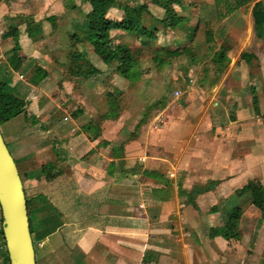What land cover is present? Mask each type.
Listing matches in <instances>:
<instances>
[{
  "label": "crops",
  "instance_id": "crops-1",
  "mask_svg": "<svg viewBox=\"0 0 264 264\" xmlns=\"http://www.w3.org/2000/svg\"><path fill=\"white\" fill-rule=\"evenodd\" d=\"M62 5L33 0L13 4L8 15L33 16L38 23L49 13L46 25ZM254 5L223 21H233L235 35L246 43L257 38ZM13 45L2 39V65L3 47L7 52ZM254 55L256 61L264 57L261 51ZM27 68L24 62L14 71L6 89L31 104L34 118L21 114L0 125V132L30 201L36 264H264V212L241 192L264 166L257 90L250 93L249 112L235 109L236 121L224 129L205 130L204 117L173 115L167 104L148 131L131 132L118 143L105 125L93 131L80 116L61 119L60 103L42 90L44 80L26 78L33 69ZM234 209L242 211L236 252L220 236ZM250 209L259 215L249 216ZM0 222L1 230V210ZM2 241L0 234V246ZM4 255L1 249L0 264Z\"/></svg>",
  "mask_w": 264,
  "mask_h": 264
},
{
  "label": "rangeland",
  "instance_id": "rangeland-1",
  "mask_svg": "<svg viewBox=\"0 0 264 264\" xmlns=\"http://www.w3.org/2000/svg\"><path fill=\"white\" fill-rule=\"evenodd\" d=\"M132 1L146 5L155 17L165 14L160 6L164 0ZM195 1L197 8L191 14L173 6L188 21L183 28L149 47H140L134 35L111 32L137 61L130 79L109 69L84 41L86 15L90 11L85 0H62V8L46 25L42 21H47L49 13L38 23L33 16L8 15L13 4L19 7L33 0H0V21L7 27L6 31L17 30L22 51L27 55V70L35 68L31 69L33 73L25 74L26 78L44 80L42 90L60 103L61 119L76 113L82 124L93 131H101L105 125V130L119 143L125 142L131 132L148 131L167 104L173 115L204 117V129L213 132L236 121L235 109L249 112L250 93L256 90L262 98L260 107L264 112V57L253 61L251 66L237 60L242 52L261 51L264 39L252 38L248 43L239 40L233 21L223 22L224 18L218 15L216 0ZM122 16L123 12L117 8L110 10L111 20L119 21ZM207 32L212 43L207 42ZM3 41L5 44L11 39L7 37ZM221 46L226 47L229 60L224 68L212 62ZM34 48L39 50L37 55H33ZM5 50L3 47V53L7 54L11 49ZM90 67L101 75L86 77ZM98 77L102 81L93 86L92 80ZM156 123H160V118ZM252 175L264 185V166L256 168ZM255 214L259 215L253 209L248 212L249 216Z\"/></svg>",
  "mask_w": 264,
  "mask_h": 264
},
{
  "label": "trees",
  "instance_id": "trees-1",
  "mask_svg": "<svg viewBox=\"0 0 264 264\" xmlns=\"http://www.w3.org/2000/svg\"><path fill=\"white\" fill-rule=\"evenodd\" d=\"M90 11L86 15L87 31L84 36V41L93 47L94 53L98 55L102 62L109 69L115 70L121 77L130 79L133 76V68L137 65L131 51L118 40L111 36V32L120 31L124 34H131L136 37V41L140 47H149L157 42L164 40L172 35L176 29H181L188 21V17L178 15L173 6H177L182 11L191 14L197 8L195 0H164L160 6L165 10L162 17H155L148 7L144 4H138L132 0H126L117 3L114 0H85ZM257 0H216V8L218 15L225 18L228 15L238 11L245 6L255 2L253 7L254 32L257 38H264V6L261 1ZM74 8V5H72ZM117 8L123 12V16L119 21H114L109 18L110 10ZM10 37L14 41L12 49L6 54V63L0 67V125L8 122L17 116L24 114L26 118L33 119L34 111L31 104H26L23 100L17 98L6 89V82L12 77L13 72L21 68L27 59L23 53L18 41V32L16 29L6 31L3 38ZM207 42L212 43L211 34L207 32ZM264 53V48L261 50ZM240 60L246 66H251L253 61H256L254 54L242 53ZM227 49L221 46L213 55L212 62L215 65L224 68L228 62ZM115 67H113V65ZM101 73L90 67L89 72L85 75L95 76ZM101 77L94 78L92 85L101 82ZM254 113L258 116L257 98L253 96ZM81 110V109H80ZM72 116L77 117L76 113ZM242 193H250L252 197V206L261 212H264V187L259 181H251L241 191ZM240 192V193H241ZM28 213L30 210V201L26 198ZM242 211L234 209L228 216L227 223L220 231V236L228 242V249L236 252L241 244L242 235L239 232V222ZM31 230V227H30ZM3 237V229L0 230ZM32 234V230H31ZM3 245L0 250L5 251L2 259V264H9L8 254Z\"/></svg>",
  "mask_w": 264,
  "mask_h": 264
},
{
  "label": "water",
  "instance_id": "water-1",
  "mask_svg": "<svg viewBox=\"0 0 264 264\" xmlns=\"http://www.w3.org/2000/svg\"><path fill=\"white\" fill-rule=\"evenodd\" d=\"M0 209L10 264H36L22 180L0 132Z\"/></svg>",
  "mask_w": 264,
  "mask_h": 264
},
{
  "label": "built area",
  "instance_id": "built-area-1",
  "mask_svg": "<svg viewBox=\"0 0 264 264\" xmlns=\"http://www.w3.org/2000/svg\"><path fill=\"white\" fill-rule=\"evenodd\" d=\"M6 29L4 28L2 22L0 21V43L5 35Z\"/></svg>",
  "mask_w": 264,
  "mask_h": 264
}]
</instances>
